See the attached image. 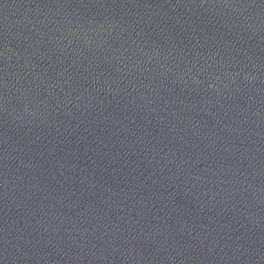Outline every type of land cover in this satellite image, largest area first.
Listing matches in <instances>:
<instances>
[{
  "label": "water",
  "instance_id": "95a60500",
  "mask_svg": "<svg viewBox=\"0 0 264 264\" xmlns=\"http://www.w3.org/2000/svg\"><path fill=\"white\" fill-rule=\"evenodd\" d=\"M0 264H264V0H0Z\"/></svg>",
  "mask_w": 264,
  "mask_h": 264
}]
</instances>
